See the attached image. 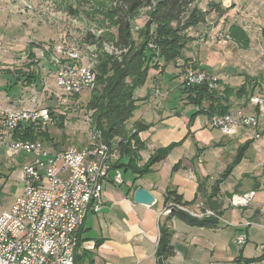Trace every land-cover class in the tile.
<instances>
[{"label": "crops", "instance_id": "obj_1", "mask_svg": "<svg viewBox=\"0 0 264 264\" xmlns=\"http://www.w3.org/2000/svg\"><path fill=\"white\" fill-rule=\"evenodd\" d=\"M4 74H0V107L27 105L34 93L23 87L22 80ZM152 82V89L134 92L138 101L134 113L138 114L134 118L133 113V123L126 126L131 129L135 123L150 125L147 131L138 134L146 145L138 153L140 166L148 161L150 146L155 151L170 150L144 176L120 171L122 184L117 185L112 181L113 172L109 173L99 212L89 211L77 232L74 264H156L159 229L163 223L172 232L173 254L166 260L167 264H250L255 260L264 264V250L258 247L264 242L261 138L251 135L250 129L223 136L209 127L206 116L193 117L192 106L181 103L179 80L175 87L179 95L175 99L170 98L174 90H161V80L154 78ZM247 142L250 144L243 159L217 185L220 175L233 163L238 147ZM227 149L229 154L225 153ZM28 160L24 155L11 156L0 146V167L7 172L6 180L17 173L15 178L21 188V167ZM136 188L149 192L155 204L152 207L136 205L133 201ZM171 191L183 202L194 205L211 197L220 207L218 228L191 227L175 219L166 222L168 215L163 212L170 204L166 202V195ZM233 194L250 195L249 206L241 210L230 207L228 196ZM245 222L251 225L243 226ZM240 235L246 236L243 246L235 243Z\"/></svg>", "mask_w": 264, "mask_h": 264}, {"label": "rangeland", "instance_id": "obj_2", "mask_svg": "<svg viewBox=\"0 0 264 264\" xmlns=\"http://www.w3.org/2000/svg\"><path fill=\"white\" fill-rule=\"evenodd\" d=\"M110 1L0 0V74L7 73L4 75L23 80L27 74L33 75V83L28 85L24 80L22 84L24 88H30L32 94L37 93L42 106L49 109L52 121L45 127L52 140L51 144L43 145L51 151L84 148L93 141L104 139L105 124L101 120L98 127V113L87 106L95 96L100 98L104 85L99 84L91 92L66 98L54 87L51 71L55 70L52 66H55L57 59H66L55 52L62 44L67 48L73 46L70 48L80 55V64L89 66L90 61V67L94 70L100 53L105 52L111 57L119 55L110 44L116 35V28L109 16ZM209 4L218 8L212 7L204 23L186 30L184 35L187 40L179 59L174 64L166 65L161 74L149 70L145 84L139 89H152V81L157 78L161 80L162 91L174 90L170 98L175 99L179 95L175 90L178 80L182 83L189 70L204 71L220 83L214 91L221 93L222 86L232 91L229 100L232 110L241 108L247 115H257L258 109L251 106V97L263 100L264 108V0H195L194 7L205 12ZM145 22V12L140 11L132 22L133 41H139V32L143 30ZM174 27L169 26L170 29ZM88 35H102L109 44L103 43L102 49L90 47L85 41ZM96 50V60H93ZM244 82H248V88L243 95L235 98L233 95ZM184 99L185 96L181 95L183 105L186 104ZM25 105L21 103L18 107ZM192 109L196 111V108ZM137 114L135 112L132 116L135 118ZM128 123H133V119H129ZM129 130L135 131L132 128ZM249 132L258 135L264 145V119ZM228 151L225 153L229 154ZM16 174L6 180L7 172L0 167V213L9 208L21 189Z\"/></svg>", "mask_w": 264, "mask_h": 264}, {"label": "built area", "instance_id": "obj_3", "mask_svg": "<svg viewBox=\"0 0 264 264\" xmlns=\"http://www.w3.org/2000/svg\"><path fill=\"white\" fill-rule=\"evenodd\" d=\"M61 46L57 49L69 51L70 47L74 48ZM96 52L93 60H96ZM94 71L90 69V61L89 67H80V62L63 63V69L51 71L53 85L66 98L77 96L80 87L93 85ZM181 82L185 86L202 82L211 90H216L217 86L214 77L199 70H189ZM251 98V106L258 109L257 115H247L239 108L231 109L225 115L209 117V127L223 136L257 128L259 121L264 119L263 100ZM44 109L48 108L42 106L37 93L25 107L16 108V114H8L7 108L0 107V146L5 147L11 156L29 158L21 167V190L9 208L0 213V264H74L77 232L89 211L99 212L103 186L109 173L113 172L115 184H122L120 170L112 168L119 160L118 143H105L100 139L84 148L71 147L60 151H43L38 142L25 147L13 145L11 135L20 125L44 128L51 123V117H44ZM150 151L151 156L155 151L152 146ZM261 169L264 172V160ZM250 198L248 194H233L228 203L230 207L241 210L249 206ZM172 206L169 204L163 215L170 214ZM177 209L198 220L219 219L214 211L204 209L200 203L191 206V210H182V206ZM250 225V222L243 223L246 227ZM245 242V235L235 240L238 246ZM258 247L263 251L264 242Z\"/></svg>", "mask_w": 264, "mask_h": 264}, {"label": "trees", "instance_id": "obj_4", "mask_svg": "<svg viewBox=\"0 0 264 264\" xmlns=\"http://www.w3.org/2000/svg\"><path fill=\"white\" fill-rule=\"evenodd\" d=\"M109 3V16L116 28V35L110 44L119 55L111 57L105 52L97 55L98 65L94 71V87L102 84L105 88L100 98L95 96L87 106L98 113L97 126L100 127L101 120L105 124L102 141L118 143L119 160L112 168L141 177L148 173L153 164L163 160L170 149L154 151L143 166L139 165L138 153L145 150V145L139 140L138 134L147 131L150 125L135 123L131 128L136 133H131L126 128V123L132 118L137 108L138 101L134 99V92L145 84L149 70H156L161 74L166 65L174 64L179 59L185 40H187L186 30L204 23L206 16L212 12V7L215 9L218 7L209 4L207 10L201 12L194 7L195 0H111ZM140 11L145 12L146 22L143 30L139 32V41L135 42L131 37L132 22ZM171 25H175V27L170 29ZM103 38L102 35L97 37L88 35L85 41L87 45L102 49L103 43L109 44ZM26 76L24 80L28 85L34 82L32 74ZM16 79L19 80L20 77ZM245 81H247L246 78ZM217 84L220 85L218 81ZM248 86V82H244L233 96L240 97ZM222 87V92L218 93L209 89L206 84L194 86H185L183 82L180 84L181 95L185 96L186 105L196 108L193 117L203 115L207 118L213 115L222 116L231 110L229 100L232 97V91L227 86ZM45 111L50 116L49 109ZM41 129L43 131L40 132ZM11 139L19 142H39L42 145L51 144L52 140L46 127L38 128L31 125H20L12 133ZM249 144L247 142L238 147L233 163L227 166L220 175L217 185L225 180L233 167L243 159ZM166 202L174 205L170 207V214H168L166 222L175 219L191 227L213 230L218 228L219 223L214 217L198 220L175 208V206L191 207L194 204L183 202L182 198L174 191L167 193ZM215 202H212V198L208 197L200 204L204 209H210L220 216V207ZM159 232L156 264H167L166 260L173 254L170 246L172 232L165 223L160 226ZM254 262L259 261L255 260Z\"/></svg>", "mask_w": 264, "mask_h": 264}, {"label": "bare ground", "instance_id": "obj_5", "mask_svg": "<svg viewBox=\"0 0 264 264\" xmlns=\"http://www.w3.org/2000/svg\"><path fill=\"white\" fill-rule=\"evenodd\" d=\"M106 45V44H105ZM109 46V45H108ZM90 47H94V46H90ZM57 48H62L61 46H58ZM55 50V52L59 55V56H64L66 59L63 61H59L57 59L56 63H55V66H52L55 70H61L63 69V63H69V62H80L81 61V58L79 57L80 55L78 54V52L74 49H71L69 51H66V50H63V49H57ZM108 48V47H106ZM91 50H93L91 48ZM95 50V48H94ZM107 50V49H106ZM92 52V51H91ZM110 52V51H109ZM117 55V54H116ZM54 57V56H53ZM69 61V62H68ZM54 63V61H52ZM51 62V63H52ZM80 67H89L88 65H82L80 64ZM91 70H93L92 67H90ZM189 73L186 74V76L188 75ZM202 84V82H195V85L196 84ZM94 85H95V74H93V85H89V86H85V87H80V94L82 92H91L94 88ZM7 113L8 114H16V108H7ZM44 117H50L48 112L45 111L44 109ZM30 143H33V142H30V141H13V145L15 146H18V147H25V145H29ZM113 143H116V141H113ZM38 147H40L41 150L43 151H51L50 149L44 147L41 143L38 142ZM174 206V205H173ZM175 208H180V206H175ZM190 208L189 207H182V210H189Z\"/></svg>", "mask_w": 264, "mask_h": 264}, {"label": "water", "instance_id": "obj_6", "mask_svg": "<svg viewBox=\"0 0 264 264\" xmlns=\"http://www.w3.org/2000/svg\"><path fill=\"white\" fill-rule=\"evenodd\" d=\"M133 201L136 205L152 207L155 204V198L146 190L136 188L133 192Z\"/></svg>", "mask_w": 264, "mask_h": 264}]
</instances>
